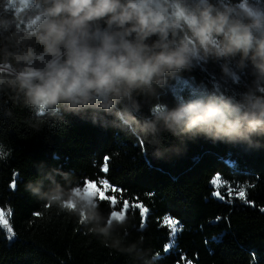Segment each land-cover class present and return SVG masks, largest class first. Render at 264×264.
<instances>
[{
	"label": "trees",
	"instance_id": "trees-1",
	"mask_svg": "<svg viewBox=\"0 0 264 264\" xmlns=\"http://www.w3.org/2000/svg\"><path fill=\"white\" fill-rule=\"evenodd\" d=\"M211 2L264 11V0ZM224 63L209 61L182 70L141 115L150 116L157 104L172 108L211 95L238 100L251 88L264 95V83L254 85L251 67L241 71L235 61L227 62L234 70L232 83L217 93L211 75L224 76ZM183 81L197 92L178 91L175 85ZM33 115L0 93V209L15 233L9 239L0 225V264H253V254L255 264H264V139L257 147L162 133L158 144L149 145L111 123L94 124L90 114L46 115L41 124ZM105 156L110 158L107 173L102 171ZM216 174L226 182L218 190L223 200L213 196L217 190L210 181ZM13 179L15 191L10 187ZM103 179L118 188L105 192L116 198V210H122L124 201L129 204L127 222L112 225L107 236L34 194L35 189L47 192L77 181L82 187L85 180L100 187ZM229 187L236 196L227 195ZM95 201L107 218L110 202ZM136 203L147 209L144 218L139 208L131 207ZM165 217L178 220L174 237ZM170 239L174 245L165 252Z\"/></svg>",
	"mask_w": 264,
	"mask_h": 264
},
{
	"label": "clouds",
	"instance_id": "clouds-1",
	"mask_svg": "<svg viewBox=\"0 0 264 264\" xmlns=\"http://www.w3.org/2000/svg\"><path fill=\"white\" fill-rule=\"evenodd\" d=\"M238 58V59H237ZM225 61L253 83H264V11L211 0H4L0 4V93L32 120L90 114L149 145L159 135L204 137L213 143L255 144L264 139V95L255 88L235 99L209 98L169 108H142L193 62ZM11 115V110H6ZM111 117V120L107 118ZM146 151V149H144ZM55 185L34 194L56 205L97 235L127 219L102 217L99 204ZM66 203L74 207H65ZM111 220V223H109ZM109 247V245L106 244Z\"/></svg>",
	"mask_w": 264,
	"mask_h": 264
},
{
	"label": "snow or ice",
	"instance_id": "snow-or-ice-1",
	"mask_svg": "<svg viewBox=\"0 0 264 264\" xmlns=\"http://www.w3.org/2000/svg\"><path fill=\"white\" fill-rule=\"evenodd\" d=\"M142 143V142H141ZM110 158L108 156H105L104 158V166L102 168V171L104 173L108 172V160ZM220 181L221 185L223 186L226 182L221 181V176L219 174H216L215 177L210 181V183L212 185H217V182ZM98 183L102 186V187H96V184L90 180H85L83 182V186L82 187H78L76 189V194L77 195H81L83 194L84 196L88 197L90 200H95L98 199L99 201L103 202V201H109L110 202V207L112 208L110 215H111V219H115V220H123L125 219V213L127 212V210L129 209V204L127 201L123 202V207L122 210H116L115 206L117 204V200L114 196L109 197L105 195V192L111 190V192L116 193L118 191V188L116 187H112L107 179H103V180H99ZM10 187L12 188L13 191H15L16 189V181L15 179H13ZM214 196H216L217 198L223 200L224 197L220 196L219 192L216 191L213 193ZM228 196L232 195V189L231 187H229ZM239 197L241 199L244 198V191L243 189H241L238 193ZM230 202V201H229ZM247 202V201H246ZM65 207H74V205L70 204V203H66ZM132 208H139L140 209V214L141 217L144 218L147 212V209L144 208V206L142 204L136 203L133 204L131 206ZM261 211H264V209H261ZM10 215V213H9ZM33 215H39V213H33ZM220 218L217 217V221ZM83 218L81 219V223H83ZM109 223H111V220H109ZM164 223L170 227L171 229V236L174 237L175 233L177 232V227L176 225L178 224V220L175 218H171V217H165ZM0 224L3 225V227H5L7 229L8 232V238L11 239L15 233L13 232L11 226L8 224L7 219H5L4 214L2 212H0ZM141 227H143V223L141 224ZM213 239L215 240L216 238L213 237ZM205 243L207 244L208 241L205 240ZM174 245V241L173 240H169L168 244L165 245L164 251L168 252L170 250V246ZM181 259H183V254L181 253ZM188 264H191V262H188ZM253 264H255V257L253 254Z\"/></svg>",
	"mask_w": 264,
	"mask_h": 264
},
{
	"label": "rangeland",
	"instance_id": "rangeland-1",
	"mask_svg": "<svg viewBox=\"0 0 264 264\" xmlns=\"http://www.w3.org/2000/svg\"><path fill=\"white\" fill-rule=\"evenodd\" d=\"M211 61V60H210ZM209 62V61H208ZM203 63H205V62H203V61H201V62H193V66L194 67H204L203 66ZM229 69H231L230 71H231V73H232V75H229V76H225L224 74V76H222V75H211V83H212V85H213V87L215 88V90H216V92L217 93H221L222 92V90H226L227 89V86L230 84V83H232V79H233V75H234V70L232 69V68H229ZM207 73L210 75L211 73L209 72V71H207ZM175 88L178 90V91H180V92H185V93H194V92H197V89H196V87H194L190 82H185V81H183V82H181V83H177L176 85H175ZM221 185V182L220 181H218L217 182V185H212L213 186V188H215L217 191L219 190V189H221L222 188V186H220ZM96 187H98L97 185H96ZM100 187H102L101 185H100ZM227 193H228V191H227ZM233 195V194H232ZM214 196V195H213ZM233 196H236V195H233ZM214 197H216V196H214ZM217 198V197H216ZM219 199V198H218ZM0 212H2L3 214H4V217H5V219H7V221H8V218H7V213L5 212V211H3V210H1L0 209ZM2 227H3V225L2 224H0ZM4 228V230L7 232V229L5 228V227H3ZM7 236H8V232H7Z\"/></svg>",
	"mask_w": 264,
	"mask_h": 264
}]
</instances>
